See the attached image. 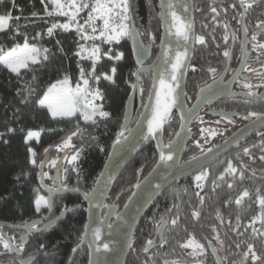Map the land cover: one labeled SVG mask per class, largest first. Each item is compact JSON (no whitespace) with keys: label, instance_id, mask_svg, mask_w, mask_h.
Masks as SVG:
<instances>
[{"label":"trees","instance_id":"16d2710c","mask_svg":"<svg viewBox=\"0 0 264 264\" xmlns=\"http://www.w3.org/2000/svg\"><path fill=\"white\" fill-rule=\"evenodd\" d=\"M129 3L130 18L143 42L152 45L153 57L161 27L157 0H129ZM15 5L13 7L12 0H0V13L10 11L14 18L19 17V20L12 19L9 22L10 27L7 30L0 32V47L6 50L24 43L27 38L28 43L46 47L48 58L37 64H30L28 68L21 69L19 74L0 64V221L10 223L24 221L35 215L34 200L39 193H43V168L46 162V156H42L41 160H38V156L50 146L52 149H59L60 143L68 140L69 144L60 153V157L66 160L64 163L68 164L62 184L84 192L90 190L120 127L136 69L127 38L114 45L115 51L122 54L121 60L103 59L94 69L96 74L102 75L109 74L110 70L115 68L112 82L102 78L98 81L102 92L101 103L108 116L87 122L81 121L78 115L54 118L38 101L47 87L55 81L67 76L71 82H75L80 70L89 66L88 62L76 55L78 42L73 30H56L51 35L47 34L52 18L46 16L41 0H15ZM205 6L207 2L204 0H193L196 37L205 33L204 25L209 21V18L204 16ZM112 55H115V52H112ZM206 60H215V42L212 39H209L207 48L200 42L195 44L187 72L186 93L197 88L204 77L202 67ZM150 82V73L140 75L142 102L146 98ZM177 128L178 117L174 113L164 129L166 143L172 139ZM32 130L41 131L39 138L37 141L26 142V134ZM250 140L260 141V144L250 148L252 152L231 150L208 167V177L200 191L195 189L191 176L167 187L145 211L137 225L129 254L141 251L142 246L153 238L155 222L162 213L168 211L176 215L178 224L175 226L176 232L169 233V229L166 230L167 238L191 234L197 237L206 235V238L213 240L217 233L222 235L225 230L232 236L233 226L226 228L225 224L232 219L230 215L233 211L230 208L234 206L240 190L236 192L233 189H222L216 178L223 172L229 160L236 162L235 158L246 160L254 157L253 161L250 159L248 166L254 171L264 172L258 169L264 164V136L246 141ZM29 148L35 152L34 162L30 161ZM198 151L197 142L188 141L182 160L195 156ZM73 156L77 158L72 160ZM156 157L153 143L137 152L113 184L106 205H116L120 208L138 179L153 166ZM52 200L55 211L68 212L50 231L29 236L24 247L27 251L38 254L34 264H66L81 239L86 207L82 197L77 193H62L54 196ZM244 201V212L239 211L237 234L249 237L245 223L256 214L257 208L251 204L249 197H245ZM194 212L198 215L194 216ZM220 222L225 225L223 229ZM254 246L259 259L254 262L249 257V264H264L263 245ZM241 247L245 250L247 246L242 243ZM239 256L241 257V254ZM207 262H213L210 256ZM71 264H87L86 247L77 251Z\"/></svg>","mask_w":264,"mask_h":264},{"label":"flooded vegetation","instance_id":"af4514ba","mask_svg":"<svg viewBox=\"0 0 264 264\" xmlns=\"http://www.w3.org/2000/svg\"><path fill=\"white\" fill-rule=\"evenodd\" d=\"M204 1L207 2V6L203 8V12L204 16L209 18V21L204 25L206 27L204 29L205 33L200 36L204 38L203 42L196 40V43L200 42L207 48L209 39H212L215 42V60L204 61L202 67L204 77L198 83L197 88L186 93V100L188 105H190L200 93L209 91L211 88L208 86L212 83H216L213 88L220 86L219 92L221 95L205 103L190 124L187 142L192 139L195 133L193 128L196 123H199L201 129L208 130L205 131L207 134L203 142L205 146H198V154L220 143L236 129L257 117L249 116L250 112L264 114V48L259 47L260 44L264 43V28L258 27L260 22L264 21V0H254V2L253 0H247L251 5L247 8L241 5L240 0ZM212 9H215V12ZM245 29H247V32H245ZM253 34H256L257 37L255 41L252 40ZM213 35L214 38H212ZM226 51L229 53L228 56L224 55ZM210 68L215 69V72H210ZM236 73H239V75H236ZM245 84H250L252 87L250 89L245 88ZM226 92L235 94L225 95L224 93ZM249 92L254 95H249ZM214 112L220 113L214 114ZM212 131L216 134L211 135ZM260 136H264V128L255 131L238 142L220 158H223L231 150H242L244 152V149L247 148L248 153L252 152L250 148L260 144V141L252 142L251 140H246ZM250 159L253 161L254 157L246 160L245 158H235L236 162L229 160L236 171L233 173L225 172L229 165L228 162L223 172L219 173L216 178L219 187L222 189H233L236 192L240 190L239 195L235 198L234 206L230 208L233 211L230 215L232 216L231 224L230 222L225 224L226 228L233 226L232 236L225 230L222 231V235L217 233L218 235L213 240L206 238V235L197 237L191 234L187 236L175 235L167 238L165 237L166 230L169 229V233L170 231L176 232L174 230L176 224H178L175 219L176 215L172 211H168L162 213L155 222L154 236L150 239L152 244L148 246V250H144L145 244L142 246L143 249L141 251L135 254H128V257L131 256L130 259L127 257L125 264H164L165 261H168L169 264L172 261H176L177 264H218V262L219 264H249L248 258H251V254L248 257L244 255L248 251V245H253L254 252H256L254 245L259 246L262 244L264 247V207L257 200L258 196L264 197V172L260 173L252 170L248 166V163L251 162ZM210 165L203 168L200 172L207 171ZM258 169L264 171V164ZM207 177L208 171L205 180ZM60 183V187L67 188L63 186L62 180ZM44 184L48 188L55 189L51 181L49 184L45 182ZM245 191H247L248 195L243 196L242 193ZM41 194L47 199L46 194ZM245 197H249L251 204H254L253 206L257 208L256 214L245 223V227L249 231V237H241L237 234L240 218L239 211L241 213L244 212ZM238 199L239 203H237ZM48 211L49 207H41V210L39 212L36 211L31 218L13 223L20 228L0 227V236L8 240L13 246L12 250L9 251L0 244V264H20L21 261L29 260V258H31L29 264L35 263L38 254L27 251L24 247L29 236L39 232L50 231L61 220L52 225H47V223L65 210L57 212L53 207L49 217H46ZM161 218L168 220L162 238H160L159 231H157V225ZM255 219L258 220V224L254 227L252 222ZM172 220H176V223L173 224ZM30 221L36 222L29 226L26 225ZM225 225L221 223V228L223 229ZM190 237L203 245L202 251L197 249L194 253L192 248L182 246ZM242 243L247 246L245 250L241 247ZM21 245H23L22 250H20ZM210 247L215 249L218 260ZM239 254H241V257ZM209 256L213 262H207ZM250 264H253V262H250Z\"/></svg>","mask_w":264,"mask_h":264},{"label":"water","instance_id":"95a60500","mask_svg":"<svg viewBox=\"0 0 264 264\" xmlns=\"http://www.w3.org/2000/svg\"><path fill=\"white\" fill-rule=\"evenodd\" d=\"M169 2L174 6L173 11H175L183 21L191 24V30L189 33L191 38L187 43L176 37L174 28L171 29V31L168 30L173 21L167 8L164 9L166 19L163 21L161 19V5H166ZM157 3L160 13L161 27L159 42L153 57L152 45L143 42L132 19H129V29L132 34L128 39L136 65L134 73H137L138 75H133V83L131 84L130 93L125 103L120 127L114 136L104 164L94 184L88 192L64 187L51 189L45 186L42 179L43 193L46 194V198L50 201L51 205L46 217H49L51 214L53 208L52 199L58 194L77 193L82 197L86 204L85 223L82 231L83 241L80 239V242L74 247L76 250H72L66 264L72 263L77 251L81 247L87 248V264H125L137 225L145 211L167 187L179 180L197 174L203 168L224 155L238 142L255 131L264 128V114L258 115L236 129L220 143L193 156L196 159L191 157L182 160V154L186 146L191 122L205 103L214 100L221 95L219 92L220 86L213 88L216 83H212L208 86L211 88L209 91L200 93L193 102L188 105L186 100V78L196 44L193 0H157ZM162 37L163 43L161 40ZM165 48L169 49L168 57L164 56ZM185 48L187 49V52L184 65L178 73V104L172 109L169 115V119L174 113L177 115L178 128L172 139L166 143L164 140V129L169 119L164 123L162 132H158L156 135H148L147 118L151 115V105L156 101L155 91L160 87L159 73L165 68L169 71L171 70V63L165 64V59L174 61L176 52H184ZM138 61H140V63H138ZM142 73L151 74V82L144 102H142L140 93V75ZM154 76L156 77L155 80L153 79ZM133 85H136V87H133ZM150 89H152L151 95L149 92ZM224 94L231 95L235 93L226 92ZM189 109H192L191 116L182 122L181 115L184 114L187 116ZM142 113L143 115H141ZM216 113L219 114L220 112H214V114ZM222 114L226 115L225 113ZM137 121H140V123L138 124ZM120 132H123V136L118 137V133ZM146 135L147 139H144V136ZM151 143H153L157 154L155 163L146 174L138 179L136 184L139 183V188L133 187L115 215L111 219L104 217L103 210L105 202L119 174L137 152ZM161 143L165 145L170 144V148L163 149L165 155L170 151L173 157L167 162L160 161L158 144ZM98 178H100L99 183L97 182ZM50 190L52 191L50 192ZM84 193H93V196L89 199L85 197ZM133 193H135V195H133ZM129 197H132V199L129 200ZM125 205H127V207H125ZM66 212H68V210L60 212L54 219L47 223V225L58 223L64 217ZM117 213H119V216H117ZM165 221L166 223L164 227L159 231L160 238L163 236V231L168 220ZM35 222L36 221H30L27 222L26 225L29 226ZM86 225L87 230L85 228ZM0 227L20 228L13 223L3 221H0ZM96 229H99V240H96L93 235V232ZM103 244H108V249H104ZM98 248L99 250H97ZM210 248L213 253L214 248ZM214 256L218 260L216 251Z\"/></svg>","mask_w":264,"mask_h":264},{"label":"snow or ice","instance_id":"6c2138e0","mask_svg":"<svg viewBox=\"0 0 264 264\" xmlns=\"http://www.w3.org/2000/svg\"><path fill=\"white\" fill-rule=\"evenodd\" d=\"M43 2V0H42ZM51 4L54 6V11L59 13L62 16H67L68 21L63 24H53L52 27L48 29V34L51 35L53 32V29L59 27L64 30H69L71 28H75L76 31L80 34H82L81 38L83 40H95L97 37L95 35L89 36L87 34L86 29L91 28L92 33L97 32V28L94 26L97 20L103 21V27L99 30V35L101 38H105L108 41L112 40H119L123 36H130L132 33L128 27V25L125 23L128 19H130V3L129 0H50ZM254 2V0H253ZM240 3L243 7L247 8L250 7V3L247 2V0H240ZM12 5L15 7V0H12ZM173 4L171 2L161 5L162 12H161V19L162 21L166 19L164 9L167 8L168 13L171 15L173 23L169 26V31L171 29H175V35L178 39L183 40L185 43H187L190 40V30H191V24L183 21L175 11H173ZM90 9L87 14V19L84 21L83 24L79 23V15L82 11ZM47 11V8H46ZM213 12H215V9H212ZM51 15L52 13H47ZM35 15V13H33ZM12 19L19 20V17H13L11 15V12H4L0 13V32L7 30L10 27V21ZM119 20V23H115L116 20ZM258 27L264 28V21L260 22ZM245 32H247V29H245ZM256 34H253L252 40H256ZM227 39V37H225ZM163 43V37L161 38ZM196 40L203 42V37H196ZM256 47V45H254ZM260 48H264V43L259 45ZM47 49H38L35 46H30L27 42V38H25L24 44L16 45L13 48L9 49L7 52H4L3 48L0 47V64L4 65L6 68H8L11 72L19 74L20 70L23 68L29 67V62L32 64H37L40 62V57L43 56V59H47V55H44V53H47ZM83 52H89L90 57L93 59V64L95 65V61L99 58L98 52L99 48L93 47L91 50L85 49L83 45H80V48L77 52V55H81ZM187 49L185 48L184 52L177 51L175 54L174 61L165 59L164 63L168 64L171 63V70L169 71L167 68H165L163 71L159 73V89H156L155 95H156V101L153 105H151V115L149 118H147V133L148 135H156L158 132H162V128L164 123L169 119V115L172 111V109L177 106L179 94L177 92V89L179 88V77L178 73L180 72L181 68L184 65V60L186 56ZM169 49L165 48L164 50V56L168 57ZM225 56H228L229 53L226 51L224 53ZM117 60L121 59V56L116 57ZM140 63V61H138ZM210 72H215V69L210 68ZM112 72L115 73V68L112 69ZM81 79L84 78V70H80ZM89 75H94V68L93 71L89 73ZM133 75H138L137 73H133ZM236 75H239V73H236ZM105 79L112 81L113 77L105 75ZM97 80L100 79V77H96ZM153 79L155 80L156 77L154 76ZM89 81L87 79H83L84 87L82 88L79 84H77V87L75 90L71 89L69 85V78L67 76L64 77L63 80L57 81L56 83L52 84L48 87V89L44 92L42 98L38 101V103L41 106H47L48 111L51 113V115L55 118L58 116H71L75 111L78 110V106L83 103L85 108H92V114L89 115L87 113H84V119L86 121L92 120L93 116L98 114L101 117L108 116V113L97 109L96 106L92 104V100H89L88 97L91 96L92 99H96L100 97L99 90H96L94 92H89L87 85ZM133 87H136V85H133ZM245 88H251L252 86L250 84H245ZM150 95L152 93V89L149 90ZM249 95H254L253 93L249 92ZM147 107V105H146ZM192 114V109H189L188 115H181V121L183 122L185 119L189 118ZM143 115V113L141 114ZM249 116H258L262 114H257L254 112H250L248 114ZM247 118V117H245ZM231 122V121H229ZM139 124L140 121H137ZM123 127V126H122ZM9 131H12V129H9ZM208 131L207 129H202L201 132ZM216 133L214 131L211 132V135H215ZM75 135V133H73ZM33 136H39V132L29 131L27 137L25 138L26 141L30 139ZM123 136V132L118 133V137ZM70 139V138H69ZM144 139H147V135L144 136ZM65 146H67V142H65ZM170 148L169 145L165 144H158V150H160V161L167 162L168 160H171L172 154L169 151L167 155H165L163 149ZM31 151V150H29ZM211 151V150H209ZM244 152L247 153L248 149L245 148ZM77 157L73 156L72 160H75ZM193 159H196L193 157ZM264 159V157H262ZM236 169L232 167L231 162H229L228 167L225 169V172H235ZM103 175V174H102ZM223 175V174H222ZM202 177L197 176L196 180L199 181ZM97 182H100V178L97 179ZM139 183L134 185L133 187L139 188ZM52 190H50L51 192ZM86 198L91 199L93 196V193H84ZM135 195V193H133ZM243 196L248 195L247 191L242 193ZM132 197H129V200H131ZM257 200L259 204L264 207V197H257ZM239 199L237 200V203H239ZM46 206L50 208V201L48 199H45L44 197H38L35 202L36 211L39 212L41 210V206ZM127 207V205H125ZM193 215H198V213L194 212ZM117 216H119V213H117ZM166 221L164 218H161V221L157 225V231H160ZM172 223L175 224L176 220H172ZM35 227V225H33ZM87 230V225L85 226ZM93 235L96 240L100 239L99 235V229H96L93 232ZM81 240L83 241V234L81 236ZM0 244L3 245V247L9 251L12 250V245L9 243L8 240H6L4 237L0 236ZM152 244V241L149 240L146 243L145 251L148 250V246ZM183 247H190L193 249L194 253L197 249L203 250V245L196 242L193 238H189V240L182 245ZM108 244H103L104 249H108ZM239 247V245H238ZM23 245L20 246V250H22ZM76 249H73L75 251ZM99 250V248L97 249ZM213 253L215 254V249H213ZM249 254H251L252 261L256 262L258 261V257L256 256L255 252L253 251V245H248V251L244 253L245 257H248ZM31 258L29 260H23L20 262V264H29ZM164 264H169L168 261H165ZM171 264H177L176 261H172ZM219 264V262H218Z\"/></svg>","mask_w":264,"mask_h":264},{"label":"rangeland","instance_id":"374dc122","mask_svg":"<svg viewBox=\"0 0 264 264\" xmlns=\"http://www.w3.org/2000/svg\"><path fill=\"white\" fill-rule=\"evenodd\" d=\"M43 4H44V7H45L46 16H49L50 18H52L51 19L52 21L50 23L49 28L52 27L53 24H63V23L69 22L67 16H62L59 13L54 11V6L51 4L50 0H43ZM46 8H47V11H46ZM88 11H90V9H86V10H84V11H82L80 13V15L78 17L80 24H83L84 21L87 19ZM49 12L52 13V14L51 15L47 14ZM115 23L118 24L119 20L117 19L115 21ZM125 23L129 27V19L127 21H125ZM94 26L97 28V32L96 33H92L91 28H87L86 31H87V34L89 36L95 35L97 37V39H95V40H83L81 38L82 34L78 33L74 27L69 29V30H73L75 32V35H76V38H77L78 44H77V48H76V55H77V52H78V50L80 48V45H83L84 48L88 49V50H91L93 47L99 48V52L97 54L99 58L95 61V65L93 64V59L90 57L89 52H83L81 55H77V56L80 59H83V60L88 62L89 66L87 68L83 69L84 70V78L83 79H87L89 81V83L87 85V88H88L89 92H94L96 90H99V92L101 94L99 98L92 99V97L89 96L88 99L92 100V104L94 106H96L97 109L105 111L104 108H103V104L101 103L102 92H101L100 88L98 87V81L99 80H97L96 77H100V78H102L104 80H107V79L104 78L105 75L113 77V74H114L112 72L113 68L110 70L109 74L103 73L102 75H98V74L95 73V71H94V75H89V73L92 72L93 68L95 69V66L97 64L101 63L103 59H111L113 61L121 60V59H119V60L116 59V57L118 55L121 56V58H122V54L119 51H115L114 45L119 43V42H121L122 40H126L127 38H129V36H123L119 40L108 41L105 38H101L100 35H99V30L103 27V21L102 20H97ZM49 28H47V34H48V29ZM56 30L67 31V30H64L62 28L57 27V28L53 29V32L56 31ZM23 44L24 43H22L20 45L22 46ZM28 44L30 46H35L36 48L41 49V50L47 49L46 47L38 46L36 44H31V43H28ZM13 47H11V48H13ZM11 48H9V49H11ZM9 49L4 50V52H7ZM112 52H115V55H112ZM44 55H46V53H44ZM42 59H43V56L40 57V61ZM30 64H32V63L29 62V65ZM63 79H64V77L62 79H60V80H63ZM83 79H81V75L79 73L78 78L76 79L75 82H71V80L69 79V85L68 86L71 89L75 90L76 87H77V84H79L83 88L84 87ZM60 80H58V81H60ZM107 81H109V80H107ZM112 81H109V82H112ZM56 82L57 81H55L54 83H56ZM54 83H52V84H54ZM51 85H49V86H51ZM48 87H47V89H48ZM44 107L47 108V106H44ZM84 113H87V114L91 115L92 114V108L91 107L85 108L83 103H81L78 106V110L75 111L71 116H58V117H72V116L78 115L81 121L87 122L84 119ZM98 117H101V116L97 112V114L93 116L92 120H94V119H96ZM92 120H88V121H92ZM193 129H194L195 133H194L192 139L189 140V142H197L199 147H204L205 144L203 142L206 139L205 138V135H207L206 132H203V134H202V132H201L202 129L199 127V123H196V125H195V127ZM32 131L39 132V135L41 133L40 130H32ZM28 132L26 134V137L28 135ZM38 138H39V136L38 137L37 136H33L30 139H28L26 142H30L31 140L37 141ZM65 142H67V145L69 144L68 140L60 143V146H59L60 150L57 149V148L52 149V146H50L44 152H41V155L38 156V160H41L42 156H46V162L47 163L45 162V165H44L45 168H43V171H44V182L49 184L50 181H51L52 186H54L55 188H59L61 186L60 185L61 184L60 181L64 178V174H65V171H66L65 169H66V167L68 165L67 163H64V161H66L65 158L64 157H60V155H61L60 153L63 150V148L65 147ZM29 150H31V151H29V153H30V161L34 162L35 152H34V150L32 148H29ZM69 159L71 160L70 157H69ZM230 173H233V172H230ZM206 175H207V171H203V172L197 173L195 176H193L192 183H193V185H194L196 190L199 191L202 188V185H203V182H204V180L206 178ZM197 176H201L202 178L199 181H197L196 180ZM38 196L43 197L41 193H39ZM41 207H44V206L42 205ZM118 209L119 208L116 205H111V204H107L106 205V202H105V207H104V210H103L104 217H107V218L111 219L115 215V213L117 212ZM257 224H258V220L255 219L252 222V225L255 227V225H257Z\"/></svg>","mask_w":264,"mask_h":264},{"label":"crops","instance_id":"0c3cea01","mask_svg":"<svg viewBox=\"0 0 264 264\" xmlns=\"http://www.w3.org/2000/svg\"><path fill=\"white\" fill-rule=\"evenodd\" d=\"M38 197H40V196H38V195L36 196V198H35V200H34V205H35L36 199H37ZM35 208H36V207H35Z\"/></svg>","mask_w":264,"mask_h":264},{"label":"bare ground","instance_id":"6f19581e","mask_svg":"<svg viewBox=\"0 0 264 264\" xmlns=\"http://www.w3.org/2000/svg\"><path fill=\"white\" fill-rule=\"evenodd\" d=\"M44 180V179H43Z\"/></svg>","mask_w":264,"mask_h":264}]
</instances>
